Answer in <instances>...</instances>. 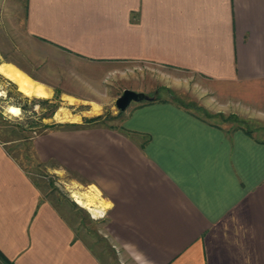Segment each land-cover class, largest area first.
Listing matches in <instances>:
<instances>
[{
    "label": "crops",
    "instance_id": "obj_1",
    "mask_svg": "<svg viewBox=\"0 0 264 264\" xmlns=\"http://www.w3.org/2000/svg\"><path fill=\"white\" fill-rule=\"evenodd\" d=\"M0 6L11 54L4 63L39 84V78L82 79L102 93L104 77L121 65L150 64L174 73L171 86L181 94L188 92L185 77L206 82L200 98L212 97L198 107L217 115L264 104V0H2ZM125 90L150 100L131 104L119 128L38 137L40 158L54 173L95 189L108 233L136 264H264V139L162 99L145 83ZM5 144L0 251L14 264H104Z\"/></svg>",
    "mask_w": 264,
    "mask_h": 264
},
{
    "label": "rangeland",
    "instance_id": "obj_2",
    "mask_svg": "<svg viewBox=\"0 0 264 264\" xmlns=\"http://www.w3.org/2000/svg\"><path fill=\"white\" fill-rule=\"evenodd\" d=\"M1 8L0 6V15ZM7 34L4 29L0 31V63H4L11 55L6 50ZM119 69L122 71L104 77L102 93H99L100 91L92 93L90 87L81 83V81L84 82L82 79H75L73 83L66 81L67 79L39 78L37 80L42 85L44 84L43 86L51 88L49 89L50 96L47 98L24 96L16 85L0 74V141L6 143L5 147L9 154L38 184L44 198L54 203L71 220L78 231V236L84 239L104 264H136L124 250L115 244L108 233L106 216L102 214L105 209L104 204L99 200L94 189L81 186L74 181L76 177L72 174L69 176L61 171L54 173L50 170V165L44 162L37 153L36 139L54 131L49 127L56 124L81 126L76 129L64 128L66 130H83L94 126L119 128L125 112L118 110L116 101L123 94V89L132 85L133 82L145 83L146 86L160 89L157 93L160 98H170L189 106L210 121L226 127L230 125L228 127L233 128L241 125L248 132L257 133L262 139H264V104L258 111L248 109L240 114L217 115L214 109H211L213 112H209L205 108L198 107L202 100L200 96L207 85L201 79L185 77L184 86L187 88L184 90L187 89L188 92L181 94L182 91L171 86L175 80L174 73L163 68L150 64H124ZM133 70L136 72L133 73ZM165 86L172 88L164 89ZM63 90L93 101L85 104L73 98L74 102L70 103L62 94ZM211 97L208 95L202 101ZM132 105L135 104L132 103ZM214 105L216 106L215 102ZM236 118L239 120H235ZM91 120L96 121L88 122ZM74 193L94 199L97 212L94 214L80 206L72 197ZM0 262L5 264L3 261Z\"/></svg>",
    "mask_w": 264,
    "mask_h": 264
},
{
    "label": "bare ground",
    "instance_id": "obj_3",
    "mask_svg": "<svg viewBox=\"0 0 264 264\" xmlns=\"http://www.w3.org/2000/svg\"><path fill=\"white\" fill-rule=\"evenodd\" d=\"M0 74L9 81H11L14 85H16L18 87L19 92H21L26 97L47 98L50 96V91L45 86H42L41 84L33 81L32 79L27 77L24 73H22L12 65L6 63H0ZM65 99L68 100L70 103L74 102L73 98L65 97ZM72 197L80 206L88 209L94 214L97 212L96 211L97 206L95 204L94 199H90V197L88 196L87 197L80 196L75 193L72 195Z\"/></svg>",
    "mask_w": 264,
    "mask_h": 264
},
{
    "label": "water",
    "instance_id": "obj_4",
    "mask_svg": "<svg viewBox=\"0 0 264 264\" xmlns=\"http://www.w3.org/2000/svg\"><path fill=\"white\" fill-rule=\"evenodd\" d=\"M149 100L150 98L144 93L125 90L123 94L117 99L116 107L120 112H126L132 103H142Z\"/></svg>",
    "mask_w": 264,
    "mask_h": 264
},
{
    "label": "trees",
    "instance_id": "obj_5",
    "mask_svg": "<svg viewBox=\"0 0 264 264\" xmlns=\"http://www.w3.org/2000/svg\"><path fill=\"white\" fill-rule=\"evenodd\" d=\"M96 120H91V121H88V122H94ZM67 127H73V129H76V127L77 128H80L81 126L80 125L56 124V125H54L52 127H49V128L51 130H61V129H64V128L67 129ZM0 261H3V263H5V264H14L1 251H0ZM0 264H2V263L0 262Z\"/></svg>",
    "mask_w": 264,
    "mask_h": 264
}]
</instances>
